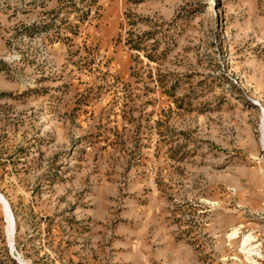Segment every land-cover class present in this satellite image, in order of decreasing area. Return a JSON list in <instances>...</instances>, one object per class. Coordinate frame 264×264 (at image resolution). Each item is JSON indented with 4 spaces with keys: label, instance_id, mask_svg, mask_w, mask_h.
Wrapping results in <instances>:
<instances>
[{
    "label": "rangeland",
    "instance_id": "1",
    "mask_svg": "<svg viewBox=\"0 0 264 264\" xmlns=\"http://www.w3.org/2000/svg\"><path fill=\"white\" fill-rule=\"evenodd\" d=\"M0 199V264H264V0H0Z\"/></svg>",
    "mask_w": 264,
    "mask_h": 264
},
{
    "label": "bare ground",
    "instance_id": "2",
    "mask_svg": "<svg viewBox=\"0 0 264 264\" xmlns=\"http://www.w3.org/2000/svg\"><path fill=\"white\" fill-rule=\"evenodd\" d=\"M1 202H2L3 206L6 205L5 201L1 200ZM8 224H10V223H8ZM8 229H9V226H8ZM237 237H238L237 236V230H232V232L228 236L229 239H236ZM251 241H252V237L250 235H247V236L242 237L241 244H240L241 245V251L243 253L247 254L248 256H252V255H254V253L258 254V253H256L257 252L256 247L252 246Z\"/></svg>",
    "mask_w": 264,
    "mask_h": 264
}]
</instances>
